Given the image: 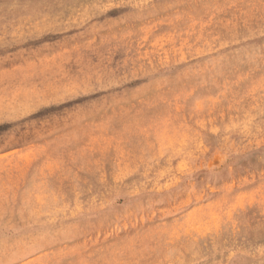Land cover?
Segmentation results:
<instances>
[{
  "label": "rangeland",
  "instance_id": "1",
  "mask_svg": "<svg viewBox=\"0 0 264 264\" xmlns=\"http://www.w3.org/2000/svg\"><path fill=\"white\" fill-rule=\"evenodd\" d=\"M0 264H264V0H0Z\"/></svg>",
  "mask_w": 264,
  "mask_h": 264
},
{
  "label": "bare ground",
  "instance_id": "2",
  "mask_svg": "<svg viewBox=\"0 0 264 264\" xmlns=\"http://www.w3.org/2000/svg\"><path fill=\"white\" fill-rule=\"evenodd\" d=\"M53 2V1H52Z\"/></svg>",
  "mask_w": 264,
  "mask_h": 264
}]
</instances>
